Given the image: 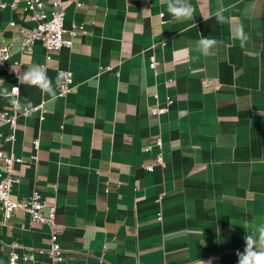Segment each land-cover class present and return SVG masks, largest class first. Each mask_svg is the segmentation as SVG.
<instances>
[{"label":"crops","instance_id":"crops-1","mask_svg":"<svg viewBox=\"0 0 264 264\" xmlns=\"http://www.w3.org/2000/svg\"><path fill=\"white\" fill-rule=\"evenodd\" d=\"M189 2L194 20L178 22L167 0H63L67 27L84 23L89 34L49 60L39 43L19 51L31 23L0 10V41L12 44L1 88L18 84L20 104L46 109L44 120H18L14 150L24 162L10 197L38 190L57 207L63 264H238L249 222L264 221V0H223L224 24L213 16L218 0ZM200 36L219 41L211 55L197 50ZM35 65L55 98L23 83ZM66 70L73 90L59 97ZM168 97L170 111L152 114ZM9 104L0 97V111ZM13 243L46 248L49 228L22 210L4 222L0 210V264Z\"/></svg>","mask_w":264,"mask_h":264},{"label":"built area","instance_id":"built-area-1","mask_svg":"<svg viewBox=\"0 0 264 264\" xmlns=\"http://www.w3.org/2000/svg\"><path fill=\"white\" fill-rule=\"evenodd\" d=\"M80 7L81 3H77ZM10 9L19 12L21 18H26L31 23L30 26L22 28V41L19 51L21 53L28 52L34 48L36 44H41L44 48L46 60L58 53L63 48L72 47L74 40L80 36L89 34L86 24L72 23L69 27L66 25L65 9L63 0H0V10ZM164 20L165 14L160 15ZM15 25V22H11ZM12 56V44L0 41V80L3 81L1 75L3 69L8 64ZM19 65V62H16ZM158 60L156 56L150 57V68L156 70ZM111 66H106L105 70H111ZM65 82L58 86V96L64 97L73 90V72L66 70ZM3 83H0V88ZM15 86L19 87L18 84ZM11 91V89H10ZM20 94V92H19ZM20 102V101H19ZM174 100L168 97L163 106H155L151 109L154 115L165 114L170 111ZM31 113L37 114L39 120H44L46 109L44 102L32 105ZM21 110L14 107L11 103L0 111V210L3 215L4 222H8L18 210L24 211L32 222L46 225L49 228L50 244L48 247H30L28 252H21L20 246L13 243L7 250L6 264H38L35 254L43 256L48 264H63L67 250L58 241L57 232V207L49 206L40 197V192L34 190L28 197L13 200L10 194L19 178L15 174V169L21 165L24 160L22 156L14 150L16 144V133L18 120L26 118ZM6 128L4 131L3 129ZM157 146H161V140L156 141ZM39 146V140L33 141L34 149ZM160 156L156 163H160ZM154 164L146 166V169L153 170ZM162 200V196H158V202ZM47 208V213L45 210ZM162 219V214H159ZM179 264H193L192 261L186 260Z\"/></svg>","mask_w":264,"mask_h":264},{"label":"clouds","instance_id":"clouds-1","mask_svg":"<svg viewBox=\"0 0 264 264\" xmlns=\"http://www.w3.org/2000/svg\"><path fill=\"white\" fill-rule=\"evenodd\" d=\"M223 3V0H218L217 7L213 13L214 18L217 23L224 24L229 22L228 17L225 13L228 11ZM167 12L178 22H183L186 20H194L195 8L189 2V0H167ZM204 20L211 17L203 16ZM196 27V24L193 25ZM234 32L235 39L240 41V46L244 47L249 37L244 31L242 25L236 26L232 29ZM217 41L213 37H202L197 41V50L204 56L212 54V50L218 45ZM23 83L29 84L30 86L38 87L42 92L49 94L53 98L56 97V90L53 86L52 79L47 75L46 70L40 66L35 65L30 68L22 75ZM20 80V75H18ZM66 74L64 72L58 73L56 77V85L61 86L65 82ZM0 83H3L0 80ZM19 92L20 89L17 86H12L11 91L7 88H0V97L7 99L14 107L21 110L25 115H31L32 103L30 101H25L24 104L19 102ZM252 231L247 232L244 237L245 247L243 251H237L236 255L238 257V264H264V221H252L249 222ZM200 264H204L200 261Z\"/></svg>","mask_w":264,"mask_h":264}]
</instances>
